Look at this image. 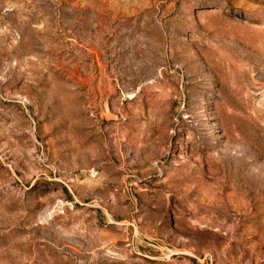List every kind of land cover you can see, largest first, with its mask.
I'll return each instance as SVG.
<instances>
[{
  "label": "rangeland",
  "instance_id": "1",
  "mask_svg": "<svg viewBox=\"0 0 264 264\" xmlns=\"http://www.w3.org/2000/svg\"><path fill=\"white\" fill-rule=\"evenodd\" d=\"M0 264H264V0H0Z\"/></svg>",
  "mask_w": 264,
  "mask_h": 264
}]
</instances>
